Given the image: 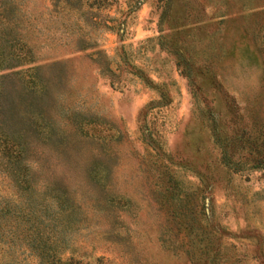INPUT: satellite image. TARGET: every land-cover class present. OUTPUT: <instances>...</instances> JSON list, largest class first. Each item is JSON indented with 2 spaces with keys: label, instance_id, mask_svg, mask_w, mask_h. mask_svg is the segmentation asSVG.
<instances>
[{
  "label": "rangeland",
  "instance_id": "374dc122",
  "mask_svg": "<svg viewBox=\"0 0 264 264\" xmlns=\"http://www.w3.org/2000/svg\"><path fill=\"white\" fill-rule=\"evenodd\" d=\"M13 1L32 63L61 79L50 130L69 156L36 161L102 196L103 210L79 205L89 226L62 257L264 264V167H250L254 146L264 157V0ZM170 170L194 191L199 222L172 217Z\"/></svg>",
  "mask_w": 264,
  "mask_h": 264
},
{
  "label": "trees",
  "instance_id": "16d2710c",
  "mask_svg": "<svg viewBox=\"0 0 264 264\" xmlns=\"http://www.w3.org/2000/svg\"><path fill=\"white\" fill-rule=\"evenodd\" d=\"M76 1L55 0L54 4L61 8ZM14 10L13 0H0V70L9 69L0 73V175L4 180L0 181V264H106L100 258L82 263L72 256L62 257L72 230L89 226L82 222L77 209L90 198L80 181L67 185L49 178L63 171L48 166L43 169L36 161L41 155L53 154L61 160L69 156L65 135H53L50 130V88L54 83L59 85L61 79L45 75L43 64L32 63L28 46L16 32ZM82 41L76 40L77 47ZM258 133L264 131L258 128ZM36 145L40 149H35ZM254 150L261 156L250 167H264L260 149L254 146ZM91 168L87 174H93ZM165 173L168 183L164 189L168 192L161 197L167 200L172 217L199 222L191 214L194 204L188 197L194 191L174 170ZM3 186L6 190L1 189ZM101 197L93 198L88 205L103 210ZM107 212L104 215L109 216ZM187 226L191 231V224ZM104 231L111 234L109 227ZM174 247L172 244L170 249Z\"/></svg>",
  "mask_w": 264,
  "mask_h": 264
}]
</instances>
